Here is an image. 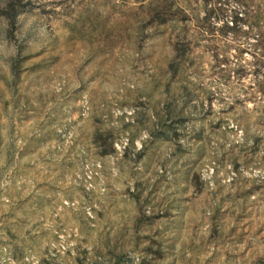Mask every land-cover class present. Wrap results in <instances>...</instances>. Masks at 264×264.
I'll return each instance as SVG.
<instances>
[{
	"label": "rangeland",
	"instance_id": "374dc122",
	"mask_svg": "<svg viewBox=\"0 0 264 264\" xmlns=\"http://www.w3.org/2000/svg\"><path fill=\"white\" fill-rule=\"evenodd\" d=\"M0 264H264V0H0Z\"/></svg>",
	"mask_w": 264,
	"mask_h": 264
}]
</instances>
